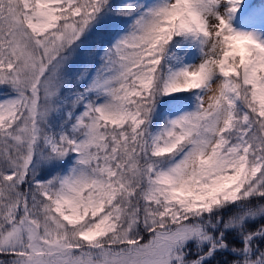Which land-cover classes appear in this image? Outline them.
Returning a JSON list of instances; mask_svg holds the SVG:
<instances>
[{"label":"snow or ice","instance_id":"6c2138e0","mask_svg":"<svg viewBox=\"0 0 264 264\" xmlns=\"http://www.w3.org/2000/svg\"><path fill=\"white\" fill-rule=\"evenodd\" d=\"M0 264H264V0H0Z\"/></svg>","mask_w":264,"mask_h":264}]
</instances>
